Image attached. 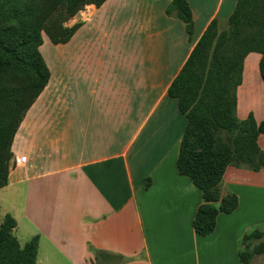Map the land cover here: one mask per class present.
<instances>
[{"label":"crops","instance_id":"crops-1","mask_svg":"<svg viewBox=\"0 0 264 264\" xmlns=\"http://www.w3.org/2000/svg\"><path fill=\"white\" fill-rule=\"evenodd\" d=\"M171 1L87 5L59 56L43 57L50 78L17 129L0 189L24 191L35 264H94L101 252L115 256L101 264H242L245 235L258 230L264 244V167L228 166L221 191L237 196V208L219 213L210 234L194 231L201 192L177 170L186 118L167 92L207 26L227 27L237 0H187L190 36L166 14ZM259 59H244L238 120H264L244 96ZM257 144L264 155V134ZM250 264H264V250Z\"/></svg>","mask_w":264,"mask_h":264},{"label":"trees","instance_id":"trees-1","mask_svg":"<svg viewBox=\"0 0 264 264\" xmlns=\"http://www.w3.org/2000/svg\"><path fill=\"white\" fill-rule=\"evenodd\" d=\"M106 0H0V189L7 184L11 145L26 111L47 85L50 72L41 55L43 35L53 44H65L80 24H64L87 5L99 7ZM166 14L180 19L190 36L192 14L187 0H172ZM249 53L260 55L258 71L264 82V0H237L227 27L219 31L216 20L205 29L176 78L168 95L186 118L180 140L177 170L201 192V203L192 225L200 236L210 234L219 213L238 206L233 193L222 194L228 166L258 171L264 155L257 144L264 134V120L252 114L236 117V91L242 81L243 62ZM16 221L6 215L0 224V264H35L38 236L21 246L13 233ZM262 238L254 230L242 242ZM264 244L239 252L250 264ZM115 256L101 252L99 259ZM121 259V258H119Z\"/></svg>","mask_w":264,"mask_h":264},{"label":"rangeland","instance_id":"rangeland-1","mask_svg":"<svg viewBox=\"0 0 264 264\" xmlns=\"http://www.w3.org/2000/svg\"><path fill=\"white\" fill-rule=\"evenodd\" d=\"M74 17L71 18L69 21H67L64 24V26L71 27L74 24H77L74 22ZM40 52L42 57H44L47 62L50 60H54L59 56V50L57 49L56 45H53L45 35H43V43L40 47ZM253 54L254 56H256V53ZM256 71L257 72L254 73L256 78L254 76L251 80L247 82V86L245 87L247 93L244 96L246 102L248 101L249 104L253 102L255 103L256 108L264 109V86L262 85L264 83L259 78L258 66ZM52 72L55 74L54 69H52ZM23 199H24V191H22L21 189L17 191L16 190L11 191L9 189H4L0 191V224L3 221L4 215L6 214L15 215V217L18 219L19 222V229L14 234L21 246H23L25 242L29 240L28 235L26 234L27 229H26L25 220H23V218L21 217L22 206L24 202ZM261 239L262 238L257 240L251 239L245 243H242L243 247H241L242 248L241 251H245L246 249L253 250L259 244H263V242L260 241ZM255 241H258L259 243H255Z\"/></svg>","mask_w":264,"mask_h":264},{"label":"built area","instance_id":"built-area-1","mask_svg":"<svg viewBox=\"0 0 264 264\" xmlns=\"http://www.w3.org/2000/svg\"><path fill=\"white\" fill-rule=\"evenodd\" d=\"M25 161V157H21L20 159H17L16 162H24Z\"/></svg>","mask_w":264,"mask_h":264}]
</instances>
